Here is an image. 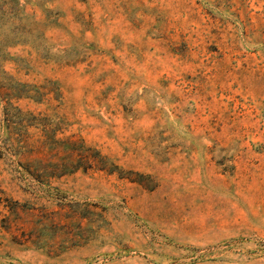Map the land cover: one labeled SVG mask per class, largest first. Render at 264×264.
I'll use <instances>...</instances> for the list:
<instances>
[{
	"label": "rangeland",
	"instance_id": "obj_1",
	"mask_svg": "<svg viewBox=\"0 0 264 264\" xmlns=\"http://www.w3.org/2000/svg\"><path fill=\"white\" fill-rule=\"evenodd\" d=\"M0 264H264V0H0Z\"/></svg>",
	"mask_w": 264,
	"mask_h": 264
}]
</instances>
